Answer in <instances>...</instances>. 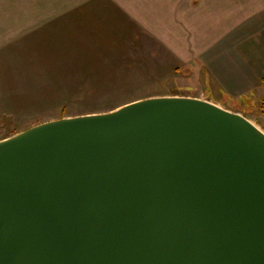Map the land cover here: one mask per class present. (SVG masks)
Masks as SVG:
<instances>
[{
  "label": "water",
  "instance_id": "1",
  "mask_svg": "<svg viewBox=\"0 0 264 264\" xmlns=\"http://www.w3.org/2000/svg\"><path fill=\"white\" fill-rule=\"evenodd\" d=\"M0 264H264V131L163 96L1 140Z\"/></svg>",
  "mask_w": 264,
  "mask_h": 264
},
{
  "label": "crops",
  "instance_id": "2",
  "mask_svg": "<svg viewBox=\"0 0 264 264\" xmlns=\"http://www.w3.org/2000/svg\"><path fill=\"white\" fill-rule=\"evenodd\" d=\"M78 1L55 16L57 22L38 25L34 40L45 56L68 59L71 76L94 73L107 59L122 61L133 51L124 36L133 43L145 32L147 64L164 66L170 80L203 83L202 93L172 96L222 103L225 98L251 101L255 91L264 93V0ZM26 26L13 31L20 44L26 42Z\"/></svg>",
  "mask_w": 264,
  "mask_h": 264
},
{
  "label": "rangeland",
  "instance_id": "3",
  "mask_svg": "<svg viewBox=\"0 0 264 264\" xmlns=\"http://www.w3.org/2000/svg\"><path fill=\"white\" fill-rule=\"evenodd\" d=\"M80 2L0 0V33L6 32L0 38V53L6 52L0 60V141L61 118L110 112L131 102L172 96V93L203 92L202 82L197 83L200 90L195 91L196 82L170 80L173 76L164 74V66L147 64L145 32L140 37L136 34L138 39L133 43L129 41V35L124 36L133 51L130 50L122 61L107 59L94 73L69 75L68 59L60 61L45 56L34 40L38 25L46 27L49 22H57L55 16L66 13ZM36 13L39 14L37 18L34 17ZM24 23L27 24L24 32L27 39L20 44V35H14L13 31ZM38 51L44 57H38ZM224 82L227 87H233ZM261 93L255 91L251 101L225 98L218 104L242 113L264 131V93Z\"/></svg>",
  "mask_w": 264,
  "mask_h": 264
}]
</instances>
